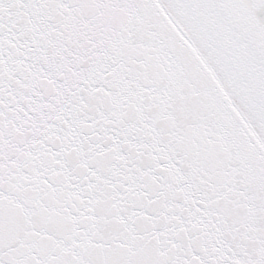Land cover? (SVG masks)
<instances>
[{"label": "snow or ice", "instance_id": "obj_1", "mask_svg": "<svg viewBox=\"0 0 264 264\" xmlns=\"http://www.w3.org/2000/svg\"><path fill=\"white\" fill-rule=\"evenodd\" d=\"M0 264H264V0H0Z\"/></svg>", "mask_w": 264, "mask_h": 264}]
</instances>
